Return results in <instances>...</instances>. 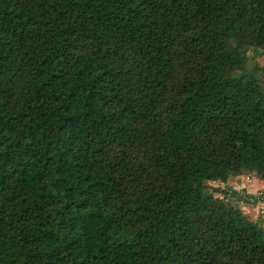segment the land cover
<instances>
[{"label": "trees", "instance_id": "1", "mask_svg": "<svg viewBox=\"0 0 264 264\" xmlns=\"http://www.w3.org/2000/svg\"><path fill=\"white\" fill-rule=\"evenodd\" d=\"M260 52L264 0H0V264H264L205 184L264 182Z\"/></svg>", "mask_w": 264, "mask_h": 264}, {"label": "rangeland", "instance_id": "2", "mask_svg": "<svg viewBox=\"0 0 264 264\" xmlns=\"http://www.w3.org/2000/svg\"><path fill=\"white\" fill-rule=\"evenodd\" d=\"M253 0H247V2H250ZM256 1V0H254ZM246 71H253L257 75L261 85L264 87V52H260L256 55H252L248 58L247 63L245 65ZM235 75H238V73H235ZM245 173H253L258 179V175H256L254 172H248V171H242V175ZM241 175V174H240ZM237 176V175H236ZM236 176H229V178L225 181H205V184L209 190H212L217 197H222L225 193L228 200V204L235 205V195H233V192H229L232 188V184L236 186L235 184V177ZM241 179L237 178V182H240ZM248 211V208H244V210ZM249 217L251 214H247ZM263 225V224H262ZM264 228V225H263Z\"/></svg>", "mask_w": 264, "mask_h": 264}, {"label": "crops", "instance_id": "3", "mask_svg": "<svg viewBox=\"0 0 264 264\" xmlns=\"http://www.w3.org/2000/svg\"><path fill=\"white\" fill-rule=\"evenodd\" d=\"M253 173H245L244 175H237L235 177V184L242 189H245L249 192H256L257 190H263L264 189V182L256 176ZM237 178L241 179L240 182H237ZM258 206L250 205V207L244 210L246 214H251L249 219L251 220H259L260 224L264 225V209L262 212L258 209ZM260 211V212H259Z\"/></svg>", "mask_w": 264, "mask_h": 264}, {"label": "built area", "instance_id": "4", "mask_svg": "<svg viewBox=\"0 0 264 264\" xmlns=\"http://www.w3.org/2000/svg\"><path fill=\"white\" fill-rule=\"evenodd\" d=\"M229 192H237V195L235 197V204L242 209L249 208L250 205L258 206V209L261 212L264 209V189L257 190L256 192H249L245 189L239 188L237 185L235 186L232 184V188ZM225 199H228L226 195Z\"/></svg>", "mask_w": 264, "mask_h": 264}, {"label": "water", "instance_id": "5", "mask_svg": "<svg viewBox=\"0 0 264 264\" xmlns=\"http://www.w3.org/2000/svg\"><path fill=\"white\" fill-rule=\"evenodd\" d=\"M260 223V222H259Z\"/></svg>", "mask_w": 264, "mask_h": 264}]
</instances>
